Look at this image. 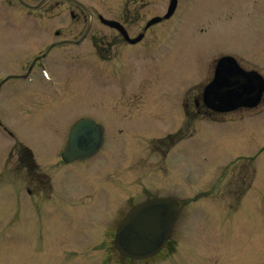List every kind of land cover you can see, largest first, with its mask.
<instances>
[{
    "label": "rangeland",
    "instance_id": "1",
    "mask_svg": "<svg viewBox=\"0 0 264 264\" xmlns=\"http://www.w3.org/2000/svg\"><path fill=\"white\" fill-rule=\"evenodd\" d=\"M228 1L230 4V0ZM255 1L245 0L244 12L238 14L240 15L239 20L242 27L233 25L232 28H227L228 23L226 20L219 25L214 22V31L205 37H199L198 40L193 38L189 41V46H191L193 53V62L189 56L183 60L182 69L179 73V75L183 76L181 80L193 70L200 72L203 67L202 63L205 62V58L213 50L233 46L237 49L229 48L231 51L243 54L249 53L246 48L247 45L244 44H249V40L254 45L260 46L264 43V0L259 4L261 13H256L257 24L252 22V20L256 22V16L253 15L252 17L251 13L256 3ZM207 4L205 0H188L191 13L203 10ZM249 15H251L252 19L247 20ZM13 20H16L13 12H10L6 6L1 5L0 21L3 23L2 25L6 26L7 22H12ZM220 21H224V19H220ZM253 24L256 25L253 26ZM215 29L217 30L215 31ZM213 35H220L221 38L213 40L211 39ZM200 45H202L201 48ZM164 52L166 51L164 50ZM244 61L245 65L256 66L264 72V56L256 58L246 56ZM262 122L264 120L259 119L255 123L238 121L223 124L207 122L198 124L195 136L187 144L188 158L175 153L169 161L173 168L172 172L181 173L183 176L186 175V179L181 181L178 176V179L164 184L162 186L163 189L184 184L190 187V191L194 196L199 193L207 194L208 191L210 192V195H201L199 200H196L198 201L197 203L191 204L186 208L187 216L183 218L180 224L182 233H178L179 236L177 235L176 239L178 240V237L181 238L183 234V241L186 245H189L192 252L194 250L209 252L208 260L212 259V251L214 255L221 256L213 258L214 264H255L257 256L256 261L259 264H264V253L260 255L257 253V246L264 243V204L261 206L258 201L260 193L264 192V150L258 156L259 162H261L263 167L262 182L256 190V199L253 201L251 212L249 213V211L242 208L239 212H234L236 199L224 193L225 175L233 169L236 170L240 167L255 168V165H257V160L254 158L257 151H254L257 147L264 144V123ZM5 136L3 135L2 138L0 136V163L2 160L1 152L5 150ZM182 149L185 150V146ZM217 171H220L217 179L209 178ZM222 171L223 173H221ZM205 179L207 181L202 185ZM239 179L241 180V177L236 176L229 180L238 183ZM8 188L11 187L8 185ZM133 189L134 191L137 190L136 188ZM220 190L221 193L219 195ZM158 193L164 194V190ZM126 196L127 192L124 195H118L114 199L119 205L111 207L108 217L106 216L107 220L115 213L118 207H121L123 201L126 200ZM212 197H216L214 201L211 199ZM7 199L9 200L10 198ZM215 201H219L220 204L218 205ZM93 210L95 216H101V204L96 202L92 204V207H89L85 218L80 221L77 220L79 227H83L84 224L89 222ZM2 220L4 219H0V264H46L49 257L48 252H36V250H42L35 247L37 245L36 234H44V231L48 229L50 242L53 234L59 238L60 233L57 229L60 227L59 220H61V217L57 213H52L37 220L40 222L48 221V227L42 226L40 222L37 225L29 218H23L21 226L13 225L6 228L5 231L2 229ZM92 231H95L93 238L101 236L96 229ZM58 238L54 242L55 251L52 253V261L55 264H58L59 260L56 254V250L60 249ZM75 249L78 250V248ZM101 253L98 249H91L89 254L92 262L99 261L100 258L98 257H101ZM107 253L108 258H115L114 253L110 250ZM185 253L188 256L189 252L185 251ZM76 254L78 255L72 256V260L65 261V264H81L83 257L80 252H76ZM195 260L197 261V259ZM155 264L164 263L158 262ZM189 264H197V262L191 263L189 261ZM208 264L210 263L208 262Z\"/></svg>",
    "mask_w": 264,
    "mask_h": 264
},
{
    "label": "water",
    "instance_id": "2",
    "mask_svg": "<svg viewBox=\"0 0 264 264\" xmlns=\"http://www.w3.org/2000/svg\"><path fill=\"white\" fill-rule=\"evenodd\" d=\"M173 204L160 198L135 207L119 225L117 246L137 256L155 252L171 233L176 214L168 208Z\"/></svg>",
    "mask_w": 264,
    "mask_h": 264
},
{
    "label": "flooded vegetation",
    "instance_id": "3",
    "mask_svg": "<svg viewBox=\"0 0 264 264\" xmlns=\"http://www.w3.org/2000/svg\"><path fill=\"white\" fill-rule=\"evenodd\" d=\"M134 5L137 3V0H132L131 1ZM136 12V11H135ZM82 15L76 17L77 18V23H82V21L85 22V20H83V12H80ZM117 17L120 18L121 22L124 24V26L128 29L130 28V21L128 19L122 18V15L117 14ZM97 21H93L91 23V25H93L94 28V34H93V40L98 41L100 39H105L107 44H109L111 42V40L114 39V32H116L113 28L110 27H105L103 26L101 23V26H98L96 24ZM135 22V20H132V24ZM132 26H136V25H132Z\"/></svg>",
    "mask_w": 264,
    "mask_h": 264
}]
</instances>
